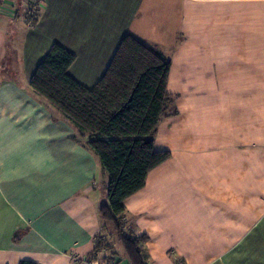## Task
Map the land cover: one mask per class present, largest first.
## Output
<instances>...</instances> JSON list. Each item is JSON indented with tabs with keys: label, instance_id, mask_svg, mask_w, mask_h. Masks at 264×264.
Wrapping results in <instances>:
<instances>
[{
	"label": "crops",
	"instance_id": "0c3cea01",
	"mask_svg": "<svg viewBox=\"0 0 264 264\" xmlns=\"http://www.w3.org/2000/svg\"><path fill=\"white\" fill-rule=\"evenodd\" d=\"M24 1L0 8V264L87 259L105 175L29 79L57 43L92 88L127 34L170 61L177 114L124 231L149 237L145 264H264V0H41L34 25ZM114 251L91 262L126 264Z\"/></svg>",
	"mask_w": 264,
	"mask_h": 264
},
{
	"label": "trees",
	"instance_id": "16d2710c",
	"mask_svg": "<svg viewBox=\"0 0 264 264\" xmlns=\"http://www.w3.org/2000/svg\"><path fill=\"white\" fill-rule=\"evenodd\" d=\"M74 61L72 52L53 44L30 77L29 88L87 140L85 146L105 175V200L97 207L101 233L87 259L95 261L104 251L116 255L118 243L126 264H145L149 237L124 231V204L144 188L148 174L171 157L154 148L160 123L177 114L176 96L167 91L171 63L130 34L122 37L92 88L70 75Z\"/></svg>",
	"mask_w": 264,
	"mask_h": 264
},
{
	"label": "built area",
	"instance_id": "2783aa9c",
	"mask_svg": "<svg viewBox=\"0 0 264 264\" xmlns=\"http://www.w3.org/2000/svg\"><path fill=\"white\" fill-rule=\"evenodd\" d=\"M6 3H7V0H0V8L2 7L3 4H6ZM40 3H41V0H25L24 1L25 11L27 15L29 16V20H31L34 14L37 12ZM82 261L84 264H98V263L88 261L85 257L84 259H82Z\"/></svg>",
	"mask_w": 264,
	"mask_h": 264
},
{
	"label": "rangeland",
	"instance_id": "374dc122",
	"mask_svg": "<svg viewBox=\"0 0 264 264\" xmlns=\"http://www.w3.org/2000/svg\"><path fill=\"white\" fill-rule=\"evenodd\" d=\"M25 13H26V11H25ZM35 15V14H34ZM34 20V18L33 19H31L30 21H33ZM30 21H29V23H30ZM31 24V23H30ZM106 180V179H105ZM100 193V192H99ZM115 242V241H114ZM115 244V243H114Z\"/></svg>",
	"mask_w": 264,
	"mask_h": 264
}]
</instances>
